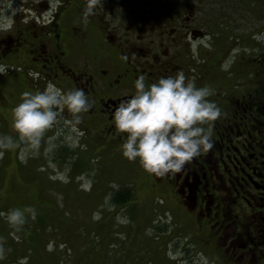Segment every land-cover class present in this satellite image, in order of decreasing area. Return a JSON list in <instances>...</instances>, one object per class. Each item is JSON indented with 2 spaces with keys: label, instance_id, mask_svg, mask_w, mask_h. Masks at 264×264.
<instances>
[{
  "label": "rangeland",
  "instance_id": "obj_1",
  "mask_svg": "<svg viewBox=\"0 0 264 264\" xmlns=\"http://www.w3.org/2000/svg\"><path fill=\"white\" fill-rule=\"evenodd\" d=\"M41 1L14 0L15 14L22 11V4ZM240 1L97 0L91 15L100 26L123 34L166 63L178 49L183 55L182 48L193 46L197 54L200 45L171 37L189 34L190 28L203 31L201 43L210 45L223 61L227 57L237 84L243 87L230 91L234 78H224L206 64L205 45L197 57L201 69L182 71L198 79L197 86L213 89L210 99L235 105L236 100L246 99L244 94L252 85L264 82V35L255 37L264 31V0H244L247 9ZM76 2L84 12L87 0ZM48 3L53 9L58 6L56 0ZM14 15L1 23L8 25ZM92 37L97 43V34ZM203 68H210L208 75ZM23 91L34 92L28 85L2 84L0 88V134L12 136L17 143L15 149H0V212L31 206L36 215L34 219L29 215L18 231L0 217V264L21 260L24 264H225L219 249L203 245L197 227L186 221L185 212L172 201L176 196L171 186L154 180L138 161L124 158L122 142L107 148L99 141H87L61 117L44 133L37 149L20 141L11 128V109ZM89 180L90 188L85 190ZM124 189L130 199L116 202L113 196L123 199Z\"/></svg>",
  "mask_w": 264,
  "mask_h": 264
},
{
  "label": "flooded vegetation",
  "instance_id": "obj_2",
  "mask_svg": "<svg viewBox=\"0 0 264 264\" xmlns=\"http://www.w3.org/2000/svg\"><path fill=\"white\" fill-rule=\"evenodd\" d=\"M76 1L79 0H56L55 9L48 0L21 5L22 11L12 16L7 30L0 31V88L2 84L28 85L36 91L51 82L63 90L83 89L92 107L80 114L81 122L75 129L81 131L83 139L99 141L110 148L126 135L115 130L112 113L120 100L134 94V81L143 76L148 85L171 71L201 69L197 57L200 46L205 45L199 38L204 33L190 28L189 34L171 37L173 41L185 38L200 45L197 44V54L193 46L182 48L183 55L178 49L166 63L151 50L126 40L123 34L100 26L92 15L85 21ZM6 6L0 1V8ZM4 25L0 21V26ZM93 33L97 34V43ZM202 54L206 64L222 77L234 78L230 91L236 93L239 79L234 77L235 70L227 57L223 61V56L214 55L210 47ZM213 58L215 62L211 61ZM224 62L227 63L223 67ZM207 69L210 68H203V72L208 75ZM195 82L199 80L195 78ZM262 83L247 89L246 99L236 100L235 105L227 101L222 102L224 106L213 97L211 100L221 108L222 115L211 122L212 149L194 157L174 175L153 174L154 180L171 186L176 196L172 201L185 212L186 221L197 227L203 245L219 249L225 264H264ZM59 117L73 119L67 109Z\"/></svg>",
  "mask_w": 264,
  "mask_h": 264
},
{
  "label": "clouds",
  "instance_id": "obj_3",
  "mask_svg": "<svg viewBox=\"0 0 264 264\" xmlns=\"http://www.w3.org/2000/svg\"><path fill=\"white\" fill-rule=\"evenodd\" d=\"M97 0H87L83 18L87 21ZM14 0L0 8V18L9 19L15 14ZM7 11L10 15L4 17ZM8 25L0 26V31ZM210 39L205 37V40ZM205 47L210 45L205 44ZM2 70V69H0ZM33 75V73H29ZM133 95L120 100L112 113L114 128L122 136L120 151L131 162L138 161L148 173L156 176L174 175L194 157L213 147L211 122L218 120L222 111L215 101L209 99L214 90L197 86L195 77H186L183 71L161 76L146 85L143 76L134 81ZM92 101L83 89L63 90L49 82L43 90L23 91L20 100L11 109V128L19 140L37 149L44 133L52 128L65 109L73 119L65 120L73 130L81 122V113H87ZM16 141L10 135L0 134V149H15ZM2 154V153H0ZM78 177V179H82ZM91 181L83 187L90 188ZM35 218L31 206L10 208L0 212L7 224L15 229L25 224L28 216ZM14 235V233H12ZM19 264H24L21 260Z\"/></svg>",
  "mask_w": 264,
  "mask_h": 264
},
{
  "label": "trees",
  "instance_id": "obj_4",
  "mask_svg": "<svg viewBox=\"0 0 264 264\" xmlns=\"http://www.w3.org/2000/svg\"><path fill=\"white\" fill-rule=\"evenodd\" d=\"M256 2H259V0H257ZM220 3V2H219ZM218 3V4H219ZM240 3H241V6L243 7V8H245V9H247V7H248V5L249 4H246V2L244 1V0H242V1H240ZM254 3V2H253ZM253 3H250V4H253ZM263 4H264V2H263ZM232 5H234V4H232ZM231 5V6H232ZM264 35V31L263 32H261L260 34H257V35H255V37L258 39L259 37H262ZM254 37V36H253ZM122 192V193H121ZM120 193H121V196L123 197V199H121L118 195H115V196H113L114 197V200L116 201V202H118V203H127L126 201L128 200V199H130V197H131V195L129 194V192H127L125 189L123 190V191H121Z\"/></svg>",
  "mask_w": 264,
  "mask_h": 264
}]
</instances>
